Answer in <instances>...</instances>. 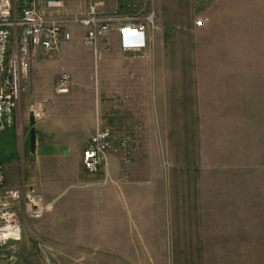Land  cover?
I'll use <instances>...</instances> for the list:
<instances>
[{
  "label": "rangeland",
  "instance_id": "obj_1",
  "mask_svg": "<svg viewBox=\"0 0 264 264\" xmlns=\"http://www.w3.org/2000/svg\"><path fill=\"white\" fill-rule=\"evenodd\" d=\"M118 5L152 16L145 48L128 49L117 28L95 48L76 25L58 51L30 56L23 141L35 112L50 147L67 155H0L6 188H35L49 205L36 221L22 214V240L0 264H264V0ZM87 6L68 0L66 12ZM131 50L146 58L135 72L150 74L134 91L125 86L132 69L119 60ZM97 58L106 61L98 113ZM63 73L73 86L58 95ZM99 130L110 132V146L89 175L83 153Z\"/></svg>",
  "mask_w": 264,
  "mask_h": 264
},
{
  "label": "built area",
  "instance_id": "obj_2",
  "mask_svg": "<svg viewBox=\"0 0 264 264\" xmlns=\"http://www.w3.org/2000/svg\"><path fill=\"white\" fill-rule=\"evenodd\" d=\"M67 1L0 0V136L13 129L17 140L23 141L26 134L22 128L21 101L23 80L30 73V56L37 51H58L72 39L76 25L87 29L86 41L95 48L98 40L108 37L116 28L128 49H143L147 45L152 16L124 15L118 5L120 0H110L114 3L111 8L108 0H81L88 3L87 8L73 15L66 12ZM72 86V76L63 73L56 93L67 95ZM34 115L39 117L35 112ZM110 139L108 130H99L88 140L83 153V169L87 174L98 172L102 165L100 155L108 150ZM48 211L49 205L37 189L22 193L6 188V169L0 157V254L22 240V214L36 221Z\"/></svg>",
  "mask_w": 264,
  "mask_h": 264
},
{
  "label": "crops",
  "instance_id": "obj_3",
  "mask_svg": "<svg viewBox=\"0 0 264 264\" xmlns=\"http://www.w3.org/2000/svg\"><path fill=\"white\" fill-rule=\"evenodd\" d=\"M129 40L132 41H136L134 38L129 37ZM117 44L120 46L121 43L117 42ZM132 51V50H131ZM128 54H125L123 52L124 57L123 59L119 58V60H124L125 63L129 64L131 67V71L132 73H124L125 75V86L127 88V90H135V87L139 84H137V79H139V77H141V75L144 77L143 79H145V77L150 78V74L148 71H143L142 74H140L139 72H135L134 69V64L135 61L137 59L139 60H144L146 58H140V56H138L137 54L133 53V51ZM138 50H135L134 52H137ZM140 51V50H139ZM143 52V50L141 51ZM106 61H102L99 60L97 58L96 62H95V71H94V76L91 77L92 79H95L97 81H95V100H94V110L95 112H102L104 109V104L102 102V94H104V89H103V83H102V79H103V74H101L100 69H102V63H105ZM121 62V61H120ZM100 63V65H99ZM145 63V62H144ZM133 65V66H131ZM100 67V68H99ZM148 79V78H147ZM100 80V81H99ZM140 80V79H139ZM163 86L165 87V83L163 84ZM146 89L150 90V84L149 82H147L146 84ZM72 90V89H71ZM71 92V91H70ZM241 107H239V109H232L231 111H241ZM245 111V108H244ZM245 121H242V127L245 128ZM247 128V126H246ZM13 130V129H12ZM36 130H37V146H36V152L32 153L31 149H30V145L27 141H23L21 144L19 143V141L17 140V137L14 139L13 135L16 136V131L13 130L11 131H6L3 135L0 136V155H31V156H37V155H67V148L64 146H52L50 147V142L48 141L47 137L50 136V133H48L47 131H41L38 129V126H36ZM247 132L244 131L245 134V138H246V134ZM256 138L258 135V132H256ZM27 136V134H26ZM26 139V138H25ZM27 142V143H26ZM244 142V141H243ZM240 145V149L243 153V155H247V150H248V142L246 143V141ZM27 144V145H26Z\"/></svg>",
  "mask_w": 264,
  "mask_h": 264
},
{
  "label": "water",
  "instance_id": "obj_4",
  "mask_svg": "<svg viewBox=\"0 0 264 264\" xmlns=\"http://www.w3.org/2000/svg\"><path fill=\"white\" fill-rule=\"evenodd\" d=\"M30 132H29V145L32 153L36 152L37 146V130H36V118L35 115L32 114L30 116Z\"/></svg>",
  "mask_w": 264,
  "mask_h": 264
}]
</instances>
